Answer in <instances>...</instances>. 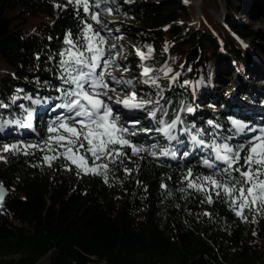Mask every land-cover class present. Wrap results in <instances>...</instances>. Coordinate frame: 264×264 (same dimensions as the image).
<instances>
[{
  "label": "trees",
  "instance_id": "trees-1",
  "mask_svg": "<svg viewBox=\"0 0 264 264\" xmlns=\"http://www.w3.org/2000/svg\"><path fill=\"white\" fill-rule=\"evenodd\" d=\"M237 1L201 0L202 20L193 27L189 21L194 18L196 6L183 0L102 2L114 14L133 21L137 48L147 52V45H152V55L142 59L141 64L152 68L150 75L157 76L160 86L145 83L143 75L142 96L155 101L162 87L166 99L160 103L170 110L166 119L173 111H180L181 102L194 107L192 113L181 112L185 123L177 128H204L210 134L212 126L206 121L211 119L224 125L217 129L221 136H231L227 118H247L246 110L231 103L232 93L205 91L211 81L231 71L232 64L240 69L241 74L236 76L241 83L240 75L252 81L264 75L238 41L244 37L263 38L250 32L239 15L252 20L260 17L257 20L264 26V0ZM56 3L63 5L68 0ZM222 5L225 15L220 21L210 9L218 11ZM80 15L98 30L96 21L82 9ZM28 19L38 20L30 31L24 29L31 24ZM80 27L71 5L57 8L53 0H0V99L10 106L0 107L3 118L19 116L24 111L20 104L33 107L29 94L31 99L56 94L46 82L56 81L52 71L58 50L63 47L65 30L70 28L76 33ZM182 32H186L183 38ZM49 56L54 59L49 60ZM165 64L172 68L168 76L180 73L171 91L167 89L168 77L160 74ZM184 80L192 83L184 85ZM230 85L239 97L248 94L244 83L236 87L229 78ZM14 94L15 102L9 99ZM213 100L224 112L207 109ZM140 115L141 119L148 116L145 110ZM159 115L164 113L158 109ZM154 122L159 125L157 119ZM36 124L46 127L42 121ZM30 134L32 139L37 134L43 137L44 132L38 128L37 133ZM178 134L189 147L166 137L157 144H174L178 153L192 151L188 134ZM10 135L0 134V141H12ZM233 139L239 142L238 137ZM207 154L206 150H196L193 157L180 160L133 154L131 160L124 159L133 171L126 174L115 165L106 183L99 175L80 172L62 156L47 164L39 149L28 154L5 151L2 156L7 159H0V182L8 194L0 200V264H35L43 255L48 256L49 264H264V209L254 212L245 208L243 214L248 219L244 220L215 193L209 204L195 189L180 191L186 181L179 177L189 165L194 175L212 172L198 162ZM65 163L69 167H64ZM161 180L167 189L161 188Z\"/></svg>",
  "mask_w": 264,
  "mask_h": 264
},
{
  "label": "snow or ice",
  "instance_id": "snow-or-ice-1",
  "mask_svg": "<svg viewBox=\"0 0 264 264\" xmlns=\"http://www.w3.org/2000/svg\"><path fill=\"white\" fill-rule=\"evenodd\" d=\"M102 2L103 0H68V3L60 5L53 0L57 8H68L71 5L82 24L76 33L70 28L64 32L63 47L58 50L56 66L52 71L56 81L46 82L56 94L32 101L37 105L51 101L48 103V109L54 114L47 119L46 127L44 124H34V113L37 110L24 104L19 105L20 109H24L19 116L3 118L0 115V133L10 125L27 127L32 133H37L38 128L44 132L43 137L37 134L32 139H17L10 144H4L0 151L11 150L28 154L39 149L43 153V163L51 164L52 160L62 156L71 161L80 172L99 175L107 183L109 172L115 170V165H119L126 174L133 171L124 164V159L131 160L133 154L148 153L152 157H170L173 160L194 156L191 150H181L178 153L174 144H168L167 147H160L157 143L146 144L141 141L138 133L153 131L162 133L168 141L189 147L178 134L186 133L188 139L192 141L191 149L200 146L207 151L208 154L199 158L198 162L211 168L212 172L194 175V169L189 165L182 170L179 177L180 180L186 181L180 191L184 192L187 188L195 189L204 195L209 204L212 203L215 193L216 197L224 198L228 208L244 220L248 219L243 214L245 208L261 212V209H264V120L254 123L229 116L227 119L232 128L231 136L227 134L221 136L217 129L224 125L211 119L206 121L212 126L210 134L204 128H197L195 131L192 127L177 128L178 124L185 123L182 111L188 113L195 111L192 104L185 105L181 102L180 111H173L172 116L166 119L170 110L160 103L164 98L162 87L156 93L155 101L146 99L138 96L133 78H118L111 72L110 65L115 62V57L119 53L113 55L103 47L106 37L99 30H94L93 24L80 15L82 9L93 21L100 23L99 12L95 7ZM106 10L111 11L110 8ZM107 31L111 32V28H107ZM147 49V52H144L137 48V52L144 60L152 55V45H147ZM36 55L39 57L40 54ZM48 59L53 60L54 57L49 56ZM161 69L160 74L167 76L170 82L175 81L180 75L176 72L168 76L172 68L167 64L161 65ZM151 72L152 68L143 67L144 82L160 86L157 76L150 75ZM109 80L117 81L118 84L131 89L130 95L117 97L118 104L129 110L144 109L149 116L157 119L160 127L156 129L136 127L141 123L139 119L127 116V113L122 116L121 110L109 103L111 97L108 93L114 87ZM191 83L189 80L183 81L184 85ZM196 83L199 84L200 81ZM151 95L149 93V96ZM28 98L31 99L30 94ZM9 99L15 102L17 97L14 94ZM57 100L60 102L56 103ZM167 103L171 104L173 101ZM0 107L9 109L10 106L0 99ZM158 109L164 115L158 116ZM195 123L191 122L192 125ZM16 131L19 132V128H16ZM234 137H238L239 142H236ZM0 159L7 157L0 155ZM63 166L67 168L69 164L65 163ZM135 167L139 169L138 164ZM160 186L163 189L168 187L164 180H161ZM3 192V184L0 182V199ZM168 195L171 196L172 192L169 191ZM204 211L211 215L207 209Z\"/></svg>",
  "mask_w": 264,
  "mask_h": 264
},
{
  "label": "rangeland",
  "instance_id": "rangeland-1",
  "mask_svg": "<svg viewBox=\"0 0 264 264\" xmlns=\"http://www.w3.org/2000/svg\"><path fill=\"white\" fill-rule=\"evenodd\" d=\"M243 1L246 2V0H243ZM243 1L238 0L237 2L243 3ZM247 1H250V0H247ZM187 3H193L196 5V11L194 14V18L189 21L190 26L193 27L195 24L197 25L200 20H202V14L200 10L201 0H187ZM243 6L245 7V5ZM106 9H109L106 3L105 4L101 3L99 6L95 7V10L99 12V16H100V23L96 22V26H97V29L102 33V35L106 37V41L103 47L108 49L113 55H115L116 53H119V55L115 57V62L110 65L111 72L115 74L118 78L119 77H124L125 79L133 78L135 81V90L137 91L138 96H142L141 91L144 89L141 87L145 86L144 83H141V77L143 76L144 66L141 64V61L143 58L137 52V46L134 42V37H133L134 31L132 30V25L134 23L133 21L130 20L129 17L121 15L120 13L114 14L112 10L107 11ZM210 11L213 14V16L216 19H219L220 21L225 15V7L223 5L220 7L218 11L213 10V9H210ZM254 16L255 15H253V17ZM239 18L242 22L247 24L250 32L252 33L255 32L258 38L259 36H263V38L259 40H257V37L254 40L252 38H247V37L246 38L244 37L242 39L239 38V39H241L240 42L243 44L242 46L245 49V54H248L249 56H251L252 61L256 63L255 65L259 67V69H262L263 74H264V26H262L260 21L257 20V18H260V17H257L256 19L252 20V19H248L244 14H242V15H239ZM28 20L31 22V24L26 25L24 29L30 31L38 20L37 19H34V20L28 19ZM107 28H111V32L107 31ZM185 34L186 32H182L181 37L183 38ZM110 45L115 46V47L109 48ZM258 45L262 46V48L259 49L258 47H256ZM232 66H233L232 70L229 71L227 74H224L222 76V79L211 81L210 84L208 85V88H206L205 91L208 92L209 94H212V93L218 94L217 93L219 92L218 89H221L222 95H225L228 92L232 93L233 96L230 100L231 103H237V106L242 107V109L244 110L256 112L259 118L261 119L262 117L259 114L261 113V115L264 116V114H262L264 113V110H263L264 104L263 105L260 104L258 100L264 102V92L261 91L264 89V75H261L260 79L256 81H252V79H249V76L240 75L245 85L246 92H248V94L239 97L237 94H234L235 92H234L233 86L231 85L227 86V80H229V78H231V80L234 81L235 83L240 82V80L236 76V74L240 73V69L236 68L233 64ZM124 69H127V71H124ZM109 82L112 83L114 86L113 89L110 90L108 93L109 96L111 97V99L109 100V103L114 105L116 108H119L121 110L122 116L125 115L126 113H127V116H130L131 112L141 113L144 111V109L129 110V109L124 108L123 105L118 104L117 97H124V96L130 95L131 89L126 85L118 84L117 81L109 80ZM168 83L171 84V86L168 87L167 89L171 91L174 87V81H171V82L169 81ZM203 99L205 100V96ZM33 100L34 98L30 99L31 102ZM44 105H46V103H42L39 105L34 104L35 106L34 108L36 109L37 107L44 106ZM205 107L207 106H204L203 108ZM207 109L215 110L216 112H221V113L224 112L223 107L221 106L220 103L216 102V100H213V104L210 105ZM140 113L136 114V116H141ZM135 118H138V117H135ZM140 122H141L140 125H136V127H141V126L143 127V125H145L144 128L156 129L154 128V125L156 124V122H154V119L149 115L145 117L144 119L140 120ZM10 127H12V125H10ZM137 135L140 136L142 142H144L145 140H149L150 137H154L156 139L154 142L149 141L148 144L156 143V141L160 137H164L162 133H156L154 131L147 132V133H138ZM29 137L30 136L24 137V136H21L20 134H15V130H13L12 134L10 135V139L12 141L10 142H7L6 140L0 141V149H3L4 144H10L14 140H17V139L28 140ZM4 153L5 151H0V155H3ZM35 264H49L48 256L43 255L42 257L39 258V260Z\"/></svg>",
  "mask_w": 264,
  "mask_h": 264
},
{
  "label": "water",
  "instance_id": "water-1",
  "mask_svg": "<svg viewBox=\"0 0 264 264\" xmlns=\"http://www.w3.org/2000/svg\"><path fill=\"white\" fill-rule=\"evenodd\" d=\"M196 6V5H195ZM196 11V10H195ZM240 40L241 39H238V41H239V43H240V45H241V47L243 48V50L245 51V49H244V47L242 46L243 44L240 42ZM4 188V192H3V194H2V198L5 196V195H7L8 194V191H7V189L5 188V187H3ZM1 200V199H0Z\"/></svg>",
  "mask_w": 264,
  "mask_h": 264
},
{
  "label": "bare ground",
  "instance_id": "bare-ground-1",
  "mask_svg": "<svg viewBox=\"0 0 264 264\" xmlns=\"http://www.w3.org/2000/svg\"><path fill=\"white\" fill-rule=\"evenodd\" d=\"M258 56V55H257ZM256 64V63H255ZM260 70H262V69H260ZM250 87V86H249ZM255 88V87H254ZM249 89V88H248ZM251 89V88H250ZM263 89V88H262ZM259 91V90H258ZM262 92H264V89L263 90H261ZM256 98V97H255ZM251 104V103H250ZM263 104V103H262ZM260 115H261V113H260ZM261 117H262V119L264 120V116H262L261 115Z\"/></svg>",
  "mask_w": 264,
  "mask_h": 264
}]
</instances>
